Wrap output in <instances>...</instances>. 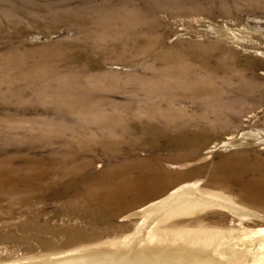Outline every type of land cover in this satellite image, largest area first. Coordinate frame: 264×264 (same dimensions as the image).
<instances>
[{"label":"rangeland","instance_id":"374dc122","mask_svg":"<svg viewBox=\"0 0 264 264\" xmlns=\"http://www.w3.org/2000/svg\"><path fill=\"white\" fill-rule=\"evenodd\" d=\"M0 174V264H264V0H0Z\"/></svg>","mask_w":264,"mask_h":264},{"label":"bare ground","instance_id":"6f19581e","mask_svg":"<svg viewBox=\"0 0 264 264\" xmlns=\"http://www.w3.org/2000/svg\"><path fill=\"white\" fill-rule=\"evenodd\" d=\"M233 138L234 137H229L228 139H227V141L225 142V144H227V145H229L230 143H232L233 142ZM237 143V142H236ZM240 143V142H239ZM239 143H237V144H239ZM218 146V143H216V144H213V145H211L210 147H209V149H208V151H211V150H213L215 147H217ZM239 158V157H238ZM233 162V160L231 161V163ZM224 169H226V173H231V170H230V168H229V166H228V164H227V166L226 165H224L223 167H222V170H224ZM5 180V175L4 174H0V182H2V181H4ZM100 182L101 181H97L96 183V186L97 185H99L100 184ZM216 186H223V183L222 184H219L218 183V181H216ZM122 189L123 188H120V187H115V188H113L112 190H113V192H111L110 190L109 191H106L105 193H103L102 195H100V196H98L97 194H95V193H93L91 190H83V191H85V192H87V195H89V196H96V198L97 199H101V200H104V201H108L109 203H110V205H111V202H113V203H115L116 201L115 200H113V198L115 197V196H117V195H120L121 196V199H123V195H124V193L122 192ZM76 197V196H75ZM68 199H69V196H68ZM123 201V200H122ZM111 208L113 209V207H112V205H111ZM114 211H116L115 209H114ZM151 261H156L154 258L153 259H151ZM125 264H134V263H132L131 261L129 262V263H125ZM158 264V263H157Z\"/></svg>","mask_w":264,"mask_h":264}]
</instances>
